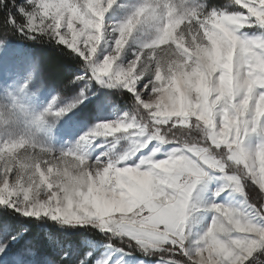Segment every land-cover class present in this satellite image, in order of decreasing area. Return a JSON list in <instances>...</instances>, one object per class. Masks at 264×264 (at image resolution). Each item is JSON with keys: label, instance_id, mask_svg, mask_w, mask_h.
Instances as JSON below:
<instances>
[{"label": "clouds", "instance_id": "1", "mask_svg": "<svg viewBox=\"0 0 264 264\" xmlns=\"http://www.w3.org/2000/svg\"><path fill=\"white\" fill-rule=\"evenodd\" d=\"M32 3L29 33L22 35L55 40L63 30L69 43L87 52L89 79L127 90L131 107L61 149L41 135L40 127L21 123L12 103L0 100V117L14 121L0 126L8 133L0 143V206L49 217L61 226L111 233L109 240L133 237L138 247L122 242L146 256L167 257L171 240L187 250L186 257L172 258L174 264H245L264 248L259 227L264 218L257 219L264 196L249 202L245 192L252 184L264 192V0L211 6L208 0H143L111 27L112 47L102 59L96 56L108 33L102 16L91 10L84 15L75 0ZM87 3L100 6L99 0ZM250 28L258 34L244 31ZM9 34L11 27L5 40ZM129 48L133 58L118 63ZM101 67L107 71L96 70ZM46 115L55 121V115ZM253 134L259 137L255 146ZM167 145H174L168 159H155ZM97 149L102 150L93 158ZM144 150L147 154L135 160ZM185 152L230 176L233 190L243 197L239 206H214L223 210L195 239L186 222L200 206L191 203L189 169L194 166ZM97 192L109 198L124 192L130 203L108 210L93 201L90 193ZM149 206L168 213L171 235L148 234L142 213Z\"/></svg>", "mask_w": 264, "mask_h": 264}, {"label": "rangeland", "instance_id": "2", "mask_svg": "<svg viewBox=\"0 0 264 264\" xmlns=\"http://www.w3.org/2000/svg\"><path fill=\"white\" fill-rule=\"evenodd\" d=\"M142 2L143 0H116L105 13L104 24L108 28V33H106L105 41L101 43L97 52L100 59L112 47L111 27L126 19ZM10 3L16 11L17 7L26 4V0H14V3L13 0H10ZM208 3L210 6L222 4L223 0H208ZM5 31H0V100L14 105V111L20 116L21 123L30 127H40L42 129L41 135L48 139L54 147L70 148L98 122L116 120L129 111L132 94L127 90L109 88L96 79H89L91 73L89 72L85 76V61L82 58L84 65L67 68L64 71L65 77L62 81H56L52 79L50 70L40 63L42 56L37 49L19 40L9 38V35L5 40ZM244 31L250 35L258 34L256 28L245 29ZM14 32L23 36L15 29L12 33ZM134 47L136 45L132 44L131 48ZM65 48L67 49L66 46ZM131 48L126 50V54L121 57L118 63L127 64L133 58ZM72 53L78 56L77 53ZM79 76H85V78L73 82L74 78ZM25 83H27V88L23 87ZM81 89L85 90L88 98L78 107L62 117H56L55 121H52L45 114V110L53 102L54 97L56 101L53 105V111L73 102ZM41 115H44V120L38 121ZM12 123H14L13 120H5L0 117V126L7 128ZM7 138L8 133L0 131V142ZM258 140L259 137L255 134L251 136L253 146ZM99 142V140L96 141V143ZM85 147L87 148V145ZM172 147L174 145L165 146L161 152L157 153L155 159L165 158L166 153ZM101 150L97 149L93 153V158ZM142 154H147V150L138 153L134 159L138 160ZM205 171L207 175L197 185L191 200V203L199 204V211L194 210L189 221L186 222V231L191 229L193 239L202 234L212 221L214 213L209 211L205 205L219 203L239 206L243 201V197L233 189H228L222 192L220 196H215L214 193L225 183L223 174L218 170L207 168ZM245 191L249 193V202H253V198L258 193L256 186L252 185ZM20 219L36 220L38 222L36 227L41 230L43 224L46 223L61 227V224L49 217H25L12 208L0 206V240H9L8 248L5 250L6 255L0 256V264H18V262L19 264H81V261L84 264H96L97 260L108 258H110L109 264H141V262L143 264H157L160 259L158 255L146 256L135 247H125L124 245L127 243L122 241L128 240L127 237L114 236L123 246L116 247L108 242L93 240L84 235H79L78 242L76 236L69 237L67 236L69 234L63 235V233L60 237L56 234L50 235L46 231L31 235L28 232L29 225ZM194 220L198 222H194ZM67 227L74 231V229L83 226ZM96 231L102 233L97 229ZM106 234L112 235L111 233ZM11 236H15L16 239H9ZM260 258L264 260V256Z\"/></svg>", "mask_w": 264, "mask_h": 264}, {"label": "snow or ice", "instance_id": "3", "mask_svg": "<svg viewBox=\"0 0 264 264\" xmlns=\"http://www.w3.org/2000/svg\"><path fill=\"white\" fill-rule=\"evenodd\" d=\"M4 2L5 0H0V3L3 4ZM75 2L78 5L83 6L84 15H87L89 13V10H91L92 12L95 13V15L102 16L104 20L105 13L108 12V10L113 6L116 0H99L100 6L98 8L93 7L91 4H88L87 0H75ZM13 3H14V0H13ZM33 7L34 5L32 3V0H26V4L24 6L17 7L15 12H12L10 10L7 11L3 23L6 26L15 29L17 32L21 34H28L29 29L27 27V24L32 15L31 9ZM32 35H35V33H33ZM57 40L61 41V43L59 44L66 46L67 49H69L71 52L77 53L78 56L85 61V65H84L85 76H87L88 73L90 72L91 73L90 77H92L93 70L86 66L87 62H86L85 57L87 56V52L82 51L81 49L76 48L75 45L69 43L68 38L64 37L63 35V30L61 31V35L58 36L54 41H57ZM96 56L99 57L97 55V52H96ZM96 70L99 72H105L107 71V67H101ZM85 76L75 77L73 82H75V80H83ZM142 86H143V82H141L140 87ZM23 87L27 88V83H25ZM87 98L88 97L85 93V90L81 89L77 98L73 102L63 107L57 108L55 111H53V105L55 104V101H56V98L54 97L53 102L50 103L48 108L45 110V114L51 113L52 115H55L56 117H62L63 115H66L68 112L72 111L74 108L78 107V105L82 104L84 100ZM43 120H44V115H41L38 118V121H43ZM0 143H3V142H0ZM169 155L170 154L167 152L165 155V158L158 159V160H167ZM185 155L187 156L191 164L194 166L193 168L189 169V177H190L189 190L194 191L197 185L204 179V177L207 174L205 171V168L207 169H211V168H209L208 163L205 160L201 159L199 155L193 154L191 152H185ZM215 170H218L220 173L223 174V179L225 181V183L221 186V188L214 193L215 196H220L222 192L228 189H233V187L231 185L230 176L225 175V173L219 169H215ZM134 179H142V178L136 177ZM252 185H255L256 188L258 189V193L253 199L259 198L260 196H264V192L260 191V186L256 184H252ZM123 186L127 188V184H124ZM246 189H249V188L246 187L245 190ZM90 195H92L93 201L96 204H98V206L106 208L108 210H112L113 208H115L117 211H119L121 208L127 206L130 203V201H127L126 199H124V197L127 195L124 192H121V193L113 192L111 198H109L103 192L90 193ZM223 205L224 204L211 203V205L208 207V210L214 213L213 217H217L223 209L221 207H214V206H223ZM23 216L33 217V216H26V215H23ZM33 218H37V217H33ZM261 218H264V212H262L261 216L258 217L257 219L260 220ZM142 220H143L144 226L148 229V234L154 235V236H158L161 233H164L166 235H171V233L169 232V229L171 228V225H172V219L168 215V213L165 212L164 209L162 208L156 209V208L149 206L148 208H145L143 210ZM212 221H213V218H212ZM259 227L264 228V222H261L259 224ZM241 235L244 236L246 234H241ZM127 238H128L129 243L136 245L137 247L139 246L138 241L135 238L133 237H127ZM247 238L254 239L255 237L248 236ZM9 239L14 240L16 239V237L11 236ZM8 243H9V240H0V256L6 255L5 250L8 248ZM166 246L169 249H171V251L169 252L167 257H160V259L157 261V264H174V261L172 259L173 257H182V258L186 257L187 250L182 248L179 243H172L171 240H169ZM152 250L155 252L163 251L162 249H159V248H155ZM261 256H264V248L257 249V251L253 254L252 258L248 261H245V264H254V262L257 261ZM109 259L110 258L97 260L96 264H109ZM81 264H84V262L81 261Z\"/></svg>", "mask_w": 264, "mask_h": 264}, {"label": "trees", "instance_id": "4", "mask_svg": "<svg viewBox=\"0 0 264 264\" xmlns=\"http://www.w3.org/2000/svg\"><path fill=\"white\" fill-rule=\"evenodd\" d=\"M15 12V8L11 5L10 0H5L3 3V7H0V31H5L8 26H6L3 21L5 18V15L7 11ZM13 32V28H11V34H9V38H13L16 40H19L39 51L42 56L41 64L48 68L52 75V79H55L56 81H62V79L65 77L64 71H66L67 68H75L84 65V61L79 57L74 55L71 51L67 50L65 46L57 43L54 40H41V39H28L24 36L17 35L16 32ZM60 88V87H59ZM25 224L29 225V234L33 235L35 233H42L46 231L48 234L53 235L56 234L60 237V235L63 233V235H67L69 237H75L76 241L78 242L80 237L79 235L87 236L93 240H100L110 243L113 246L116 247H123L122 244L117 240V238L113 237L111 240H109V236L106 233H97L96 229L90 228L88 226L78 227L77 229H74L72 231L71 228L67 226H61L58 227L56 225H53L51 223L43 224V229H38L36 224L38 223L36 220L31 219H20ZM68 238V237H66ZM125 247L128 246V244L124 245ZM136 252V251H133ZM263 259V258H262Z\"/></svg>", "mask_w": 264, "mask_h": 264}]
</instances>
